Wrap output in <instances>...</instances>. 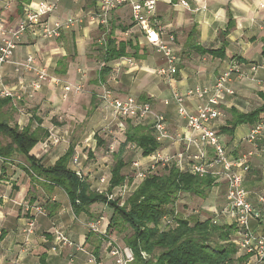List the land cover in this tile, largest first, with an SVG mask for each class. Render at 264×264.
I'll return each instance as SVG.
<instances>
[{"label":"crops","instance_id":"crops-1","mask_svg":"<svg viewBox=\"0 0 264 264\" xmlns=\"http://www.w3.org/2000/svg\"><path fill=\"white\" fill-rule=\"evenodd\" d=\"M39 1L0 0V25L14 26L23 13ZM169 1L161 0L157 4L156 18L165 34L164 40L177 56L178 72L173 80L156 75V69L162 64L161 57L147 45L143 33L131 22L129 8L122 7L111 13L109 30H112L116 43H129L128 55L107 63L110 71L103 83L98 82V73L104 65L101 46L96 44L101 26L91 19L98 0H60L51 18L61 21L72 18L75 23L61 31L60 37L54 40L41 39L37 27L28 28L20 38L11 63L0 65V91L7 89L15 95L9 105L0 107V121L8 122L18 130L27 126L33 130L39 119L42 128L70 141L75 126L72 127V121L68 119L76 121L80 115H86L88 125L83 127L84 132L87 129L98 131L106 123L115 121L110 111H103L100 107L99 96L103 88H108L118 97L131 96L137 101L148 102L156 113L162 114L169 135L173 138L180 136L182 140L166 141L159 148L163 153L174 154L185 149L183 139L192 135L187 122L170 102L171 91L183 94L197 86H211L231 63L237 62L246 76L232 80L229 87L233 95L224 96V102L219 106L221 115L211 127L229 157L236 158L248 151L253 153L243 185L254 212L250 228L264 235V204L258 201L259 197L264 198V141L258 142V148L253 150V143L248 141L253 125L233 126L235 115L247 114L264 105V70H249L250 66L264 64V0H184L189 9L172 6ZM178 1L171 0L172 4ZM221 49V55L206 53ZM29 55L51 79L58 81L57 84L43 83L41 89L31 96L30 83L35 73L21 66ZM128 59L134 61L133 65L127 64ZM80 82L82 93L70 91L66 93V99L62 98L66 85L74 86ZM197 104L196 99L186 103L190 109ZM49 114L65 120L66 126L44 125L41 119ZM261 116L264 118V114ZM132 124L150 128V125ZM66 149V145L60 143L46 148L38 146L30 153L41 166L51 167ZM90 150L92 156L86 157L82 152L81 161L89 181L98 186L97 178L104 171L95 158V149ZM190 151H196L195 145L191 144ZM105 161L109 162L107 158ZM87 162L92 169L87 167ZM22 165V156L8 162L0 159V264H87L83 251L93 253L104 264H115L108 255V244L116 243L122 234L106 231L112 209L103 203H94L76 213L63 190L34 183L20 168ZM104 168L109 176L111 167ZM68 169H71L69 163ZM214 183L208 195L212 205L207 203L206 207L210 206L211 217L221 214L224 223L232 224L234 218L228 206L225 211L222 206L217 209L225 198V185L223 182ZM185 197L187 201L200 199L182 194L177 202ZM34 206L42 207L44 213L34 216V231L27 236L23 228L32 217ZM56 231H62L72 246H62L53 252ZM96 246L99 247L97 255L94 252Z\"/></svg>","mask_w":264,"mask_h":264},{"label":"built area","instance_id":"built-area-1","mask_svg":"<svg viewBox=\"0 0 264 264\" xmlns=\"http://www.w3.org/2000/svg\"><path fill=\"white\" fill-rule=\"evenodd\" d=\"M60 0H40L35 5L29 7L17 21L14 26L0 25V65L9 64L12 61L14 52L20 42L21 36L28 28L37 27L41 39L54 40L60 37L61 31L68 29L75 23V19L69 18L61 21L58 18H51V15L57 10ZM77 1V0H72ZM161 0H98L96 10L91 14V19L97 21L101 26V35L97 41L99 46L105 45L106 36L109 33V21L111 13L119 8L128 7L130 10V20L138 30L143 33L148 46L161 57L162 64L156 69V75L168 81L173 80L178 72L177 56L173 52L172 46L164 40L165 34L161 30L156 18V7ZM205 1V0H203ZM169 4L172 6H181L189 9V5L184 0L178 3ZM173 40L172 36H169ZM35 58L32 55L27 56L22 63V67L28 72H34L35 78L30 83V96L39 91L43 83L50 81L57 84L58 81L51 79L44 68L36 65ZM128 65H133L131 59L127 61ZM241 65L237 62L231 63L215 80L214 84L207 87H194L181 94L177 90L171 91L170 102L176 107L177 114L187 122L191 137H184L186 147L183 151L174 154L163 153L158 147L148 156L143 157L137 152L134 144H128V149L138 155L131 161L129 171H125L124 182L107 192L110 175H103L97 178L98 186L89 181V176L81 161V152L77 145H73V151L70 156L69 164L71 171L85 184L89 191L94 193H103L107 202H114L117 207L125 205L126 197L132 193L148 175L154 173L157 168L174 167L180 172H189L198 177L210 176L215 182H223L225 185V200L231 215L234 218L235 231L232 234V240L238 250L243 253L246 260L233 262L232 264H264V235L255 233L250 228V220L254 212L251 203L248 201V193L244 188V176L250 170L249 158L252 151H248L236 158L228 156L226 149L211 124L221 115L219 106L224 102L225 95H233V90L229 87L232 80L243 79L246 76L242 71ZM257 69L264 70V64L250 66L251 72ZM82 75V74H81ZM83 76V75H82ZM82 83L74 86L66 85L63 88V99L66 93L73 91L76 94L81 93ZM0 98H15V95L7 90L0 91ZM100 107L103 111H110L115 121L106 123L103 127V133H111L112 127L116 128L118 134L123 135L126 129L125 121L130 120L134 123L150 125L153 137L159 146L170 141L172 143L182 140L180 136L171 137L167 130L166 120L162 114L156 113L151 104L140 102L131 96L124 98L118 97L111 89L103 88L100 96ZM196 99L199 104L190 109L186 103ZM168 103L167 101L165 102ZM46 141L42 144L43 148L57 146L64 143L68 148L71 142L62 137L48 132ZM99 135V134H98ZM93 139V141H92ZM248 141L253 143L254 149L258 148V142L264 141V121L253 125ZM88 142H96L94 133L85 140V146ZM116 138L109 144L107 152L113 154L117 152L115 147ZM195 145L196 151L192 153L190 147ZM82 145V143H80ZM108 145V144H107ZM89 147V146H88ZM94 149V147H89ZM259 203L264 204V198H258ZM78 203V202H76ZM44 213L42 207L34 206L32 208V217L29 218L23 228V233L31 235L35 228L34 216ZM162 223L165 227H173L174 222L169 217H164ZM91 229H95L91 226ZM95 231H97L95 229ZM54 245L51 248L56 252L62 246H72L71 241L62 231H56L54 234ZM109 257L115 264H128L132 262V253L128 248H121L116 243L109 242ZM81 250L82 248L76 247ZM87 256V264H104L98 261L91 252L83 251ZM141 256L146 259L145 253Z\"/></svg>","mask_w":264,"mask_h":264},{"label":"trees","instance_id":"trees-1","mask_svg":"<svg viewBox=\"0 0 264 264\" xmlns=\"http://www.w3.org/2000/svg\"><path fill=\"white\" fill-rule=\"evenodd\" d=\"M128 42H117L112 30L106 36L105 45L101 47V60L104 65L98 73V82L103 83L110 68L107 63L127 56ZM221 50L207 51L212 55H221ZM10 99H0V107L9 105ZM264 105L247 113L235 115L233 126L238 124L255 125L264 118ZM30 126L18 130L8 122L0 121V159L8 162L16 156L24 158L20 168L30 180L40 185L59 187L76 213L94 203H103L112 209L113 213L106 231L123 235V243L132 253V262L128 264H232L244 261L241 253L232 240L235 224H216L211 219L197 220L190 223L177 218L174 204L182 194L204 198L215 185L210 176L198 177L189 172H180L174 167H164L161 173L156 171L148 175L137 188L130 193L123 207H117L114 202H107L103 193H94L79 181L75 174L68 169V163L73 151L69 146L63 155L51 167H43L30 153L37 148L49 135L48 130L40 126ZM99 133L94 134L96 146H102ZM124 141L121 142L113 155V165L110 169V180L107 192L121 185L125 180L127 162L124 150L127 144H134L143 157L158 149L150 128L133 125L129 120L124 131ZM89 149L87 155L92 156ZM78 202V203H76ZM164 217L173 220V227H165ZM126 229L131 233L126 235ZM2 234L0 235V240ZM99 247L94 249L97 255ZM145 253L144 259L141 253Z\"/></svg>","mask_w":264,"mask_h":264},{"label":"rangeland","instance_id":"rangeland-1","mask_svg":"<svg viewBox=\"0 0 264 264\" xmlns=\"http://www.w3.org/2000/svg\"><path fill=\"white\" fill-rule=\"evenodd\" d=\"M97 39L100 38V36L96 37ZM97 44V43H96ZM98 45V44H97ZM99 46V45H98ZM83 91V89H82ZM81 91V93H82ZM67 96L64 98L66 99ZM83 104V101L81 102ZM84 105V104H83ZM80 119H76L73 120V119H68L67 121H72V127H74V131H73V134L71 136V145H77L79 147V151L82 153L84 152V154L86 155L87 157V152L88 150L90 149L89 147H94V153L96 154L95 155V158L97 161H99L101 164L99 165L101 171L103 170L104 172H102L100 176H103V175H106L107 174V169H105L104 167L106 166L107 167H112L113 165V154H110L107 152V148L109 146L110 143L113 142V137L116 138V142H115V147L116 148H119V145L121 144L122 141H124V135H120L118 134V132H116V128L115 127H112V132L115 133L113 136V134L111 133H103V130L102 128H100L98 131H95V130H92V129H87V131L84 132V129L83 127L87 126L88 124V120L86 118V115L85 117L84 114L80 115ZM39 118V117H38ZM41 119V118H40ZM43 124L46 125V126H49L50 123L52 124H56L58 126H60L61 124L62 125H65L66 126V121H62V120H59L58 117H55L53 116V114H49L47 117H45V119H41ZM62 121V122H60ZM74 121L76 123H74ZM79 128V130H77ZM81 128V129H80ZM77 132V133H76ZM96 134V133H99L100 137L103 141V144L102 146H94V142H88L87 146L86 147H83L85 146V140L88 139V137L92 134ZM95 140V138H94ZM46 141V139L39 145L40 147L42 146V144ZM93 141V139H92ZM78 142V143H77ZM96 142V140H95ZM79 143H82V145H80ZM108 144V145H107ZM89 146V147H88ZM83 148H85L83 150ZM93 154V153H92ZM124 159L125 161L127 162L126 164V173L129 171V167H130V163L131 161L138 155V153L136 152H132L131 150L128 149V146L125 148L124 150ZM108 159L109 162L105 161V159ZM105 161V162H104ZM87 167H90V163L88 165V162H87ZM91 168V167H90ZM92 169V168H91ZM97 171V170H95ZM162 171V168H157L156 169V173L159 174L161 173ZM125 173V172H124ZM90 174V173H89ZM95 180V179H94ZM94 182V181H93ZM209 195V193H208ZM206 195V197L204 198H200V199H197V198H194V200H191V201H187V198H183L182 201H178L174 204V212L177 216V218H180V219H185L187 221H189L191 224L194 223L195 221L197 220H205V219H211L213 220L216 224H222L223 221L221 219V214H218L217 216H214V217H211V212H209L210 210H208V208L212 205L211 201H210V198L209 196ZM190 197H192V195H190ZM208 200V201H207ZM225 198L222 200V203H220L219 206H217V209H219L221 206H222V209L223 211H225L227 209V204L225 202ZM207 203L210 204V206L206 207L207 206ZM131 233V231L129 229H126V232L125 234L126 235H129ZM123 235H120L118 236V240L116 241V243L122 247H126L123 243ZM239 262H242V261H239Z\"/></svg>","mask_w":264,"mask_h":264}]
</instances>
